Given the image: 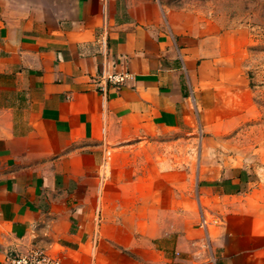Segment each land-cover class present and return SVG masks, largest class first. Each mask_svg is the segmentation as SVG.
Returning <instances> with one entry per match:
<instances>
[{"label": "crops", "instance_id": "obj_1", "mask_svg": "<svg viewBox=\"0 0 264 264\" xmlns=\"http://www.w3.org/2000/svg\"><path fill=\"white\" fill-rule=\"evenodd\" d=\"M104 36L132 73L106 92ZM248 43L186 0H0V264L36 246L61 264H264L252 171L210 178L201 156L194 213L172 147L152 156L176 143L161 132L194 142Z\"/></svg>", "mask_w": 264, "mask_h": 264}, {"label": "rangeland", "instance_id": "obj_2", "mask_svg": "<svg viewBox=\"0 0 264 264\" xmlns=\"http://www.w3.org/2000/svg\"><path fill=\"white\" fill-rule=\"evenodd\" d=\"M186 1L226 29L243 28L249 32L241 72L226 74L221 81L218 99L206 112L204 124L198 121L191 130L196 137L194 142H181L180 135L188 132H161L176 135V143L156 144L152 155L157 160H168V146L172 147L176 183L178 188L185 180L191 185L195 213L200 209L199 190L204 180L200 173L201 156L210 178L224 168H246L252 171V182L264 184V0ZM177 199L178 203L183 200L179 190Z\"/></svg>", "mask_w": 264, "mask_h": 264}, {"label": "built area", "instance_id": "obj_3", "mask_svg": "<svg viewBox=\"0 0 264 264\" xmlns=\"http://www.w3.org/2000/svg\"><path fill=\"white\" fill-rule=\"evenodd\" d=\"M103 53L106 54V62L100 70L96 83L98 90L106 92L108 86H112L116 89L122 88L128 80L132 78V73L127 70L123 65V59L121 57L111 58L107 56L105 50L107 39L101 38ZM6 264H61L60 261L53 258L45 248L36 246L27 253L9 255Z\"/></svg>", "mask_w": 264, "mask_h": 264}]
</instances>
